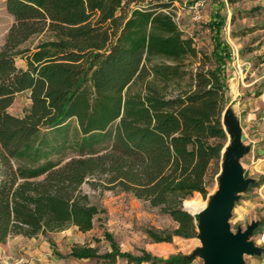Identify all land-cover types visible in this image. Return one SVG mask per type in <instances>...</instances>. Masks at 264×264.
<instances>
[{"label":"trees","instance_id":"trees-1","mask_svg":"<svg viewBox=\"0 0 264 264\" xmlns=\"http://www.w3.org/2000/svg\"><path fill=\"white\" fill-rule=\"evenodd\" d=\"M133 2L139 0H6L14 22L0 48V243L70 226L91 231L104 208L83 190L89 181L168 214L172 229L146 228L153 242L198 234L188 198L208 197L210 169L228 141L222 114L234 51L222 34L226 17L212 12L206 51L185 36L170 10L173 0L147 8ZM43 33L50 36L26 46ZM19 56L26 67L17 65ZM24 91L29 111L11 113ZM104 239L106 251L95 237L57 255L99 264L194 258L134 254L108 231Z\"/></svg>","mask_w":264,"mask_h":264},{"label":"rangeland","instance_id":"rangeland-1","mask_svg":"<svg viewBox=\"0 0 264 264\" xmlns=\"http://www.w3.org/2000/svg\"><path fill=\"white\" fill-rule=\"evenodd\" d=\"M170 1L139 0L133 2L131 6L147 8ZM223 1L224 5H220L217 0H205L202 6L204 17L201 21H196L191 11L180 9L175 2L170 10L174 12V17L185 36H192L197 47L206 51L212 48L211 32L207 27L212 12L221 9L226 17L222 34L232 46L234 58L227 67L228 92L224 111L230 109L242 127V141L247 151L241 158V163L246 177L253 180L236 201L230 223L236 232L239 228L245 230L254 221L259 222L250 238L263 248V252L246 255L245 260L246 264H264V0H236L233 4L228 0ZM234 14L236 19L232 21ZM13 22L14 16L8 11L6 0H0V48ZM49 36V33L37 35L29 40L26 46L34 48ZM16 63L21 67L27 65L26 59L21 56L17 57ZM194 66L191 65V68ZM189 79L188 74L184 82ZM30 105L29 92L24 91L17 95L9 111L23 115L29 111ZM229 141L228 136L227 143ZM222 161L210 169L209 194H213L218 189ZM82 188L90 194L93 201L104 208V212L96 216L94 228L85 233L79 231L76 226H70L37 237L14 235L11 240H16L13 244L17 248H22L20 253L31 252V255L25 256L26 259L30 260L33 255L35 264H99L94 259L60 257L57 254L64 256L69 253L73 244L87 242L95 237H100L102 240L94 241L93 244L99 246L100 251H106L110 248V244L104 239V231L110 232L123 250L140 254L141 250L145 249L160 258H167L179 252L190 256L193 250L202 244L197 235L191 238L178 236L170 242L168 249L160 251L154 247V242L145 230L150 227L157 230L175 227L176 222L168 214L130 193L103 190L90 181ZM188 199L187 205L191 212L195 213L202 208H197L194 200L200 199L206 204L208 197L204 198L200 192H195ZM183 207H185L184 202ZM115 264L130 263L120 258ZM189 264H203V260L200 256H194Z\"/></svg>","mask_w":264,"mask_h":264},{"label":"water","instance_id":"water-1","mask_svg":"<svg viewBox=\"0 0 264 264\" xmlns=\"http://www.w3.org/2000/svg\"><path fill=\"white\" fill-rule=\"evenodd\" d=\"M222 123L230 141L223 148V161L218 189L208 195L206 205L197 213V237L201 246L190 256H200L203 264H246V255L261 254L263 248L251 240L259 222L254 221L245 230L232 229L230 219L236 201L245 192L252 179L247 178L241 158L247 148L242 141V127L230 109L222 114Z\"/></svg>","mask_w":264,"mask_h":264},{"label":"built area","instance_id":"built-area-1","mask_svg":"<svg viewBox=\"0 0 264 264\" xmlns=\"http://www.w3.org/2000/svg\"><path fill=\"white\" fill-rule=\"evenodd\" d=\"M176 5L182 10H189L193 14L196 21L203 19L202 6L205 0H173ZM0 264H24V258L13 259L11 256L0 251Z\"/></svg>","mask_w":264,"mask_h":264},{"label":"crops","instance_id":"crops-1","mask_svg":"<svg viewBox=\"0 0 264 264\" xmlns=\"http://www.w3.org/2000/svg\"><path fill=\"white\" fill-rule=\"evenodd\" d=\"M30 95V93H29ZM16 236H19V235H16ZM13 237V236H12ZM175 237H178V236H175ZM174 237V238H175ZM16 240H11V237L8 239L7 242L5 243H0V251L11 256L13 259H18L20 257H23L24 258V264H35L34 262V258H33V255L30 257V260L26 259L25 256L26 255H31L30 251L28 252V254H22L20 252H22V248H17L13 243L15 242ZM169 244L170 242H154V247L160 251H163V250H166L168 249L169 247ZM166 246V247H165ZM25 251V250H24ZM143 264V263H142Z\"/></svg>","mask_w":264,"mask_h":264},{"label":"bare ground","instance_id":"bare-ground-1","mask_svg":"<svg viewBox=\"0 0 264 264\" xmlns=\"http://www.w3.org/2000/svg\"><path fill=\"white\" fill-rule=\"evenodd\" d=\"M194 203L197 204V208H203L206 204L202 202L200 199L194 200ZM192 205V204H191ZM199 212V211H198ZM197 213V212H195ZM183 246V245H182ZM166 247V246H165Z\"/></svg>","mask_w":264,"mask_h":264}]
</instances>
